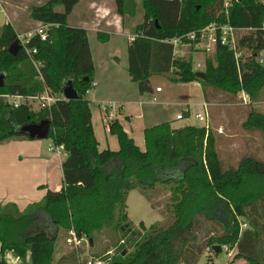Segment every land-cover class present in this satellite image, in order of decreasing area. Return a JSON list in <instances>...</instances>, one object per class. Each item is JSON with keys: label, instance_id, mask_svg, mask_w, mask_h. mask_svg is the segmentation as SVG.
<instances>
[{"label": "trees", "instance_id": "16d2710c", "mask_svg": "<svg viewBox=\"0 0 264 264\" xmlns=\"http://www.w3.org/2000/svg\"><path fill=\"white\" fill-rule=\"evenodd\" d=\"M77 1L46 0L28 7L31 19L49 25L43 40L31 34L24 43L35 49L30 55L22 47L10 54L7 46L17 40L16 33L8 22L0 28V93H36L44 86L59 92L64 78L77 92L75 98L57 97L42 108L24 102L0 104V142L28 138L17 125L47 118L46 136L64 150L58 189L46 188L40 199L21 209L12 201L0 204V264H10L3 257L5 250L20 257L27 254L29 264H77L72 249L52 260L58 233L72 230L91 243L93 234L105 226L119 230L111 242L114 251L106 254L103 264H194L202 247H212L214 241L232 242L234 256L245 264H264V160L245 155L235 166L225 167L215 145L216 132L202 124L171 126L160 121L145 126L144 147L139 148L116 117L108 118L106 125L117 147H97L85 97L94 71L86 33L66 22ZM112 1L119 16L133 14V0ZM140 4L141 20L132 26L126 44V72L139 93L151 91V75L170 73L171 82L197 80L205 102L206 87L230 98L238 89L256 97L264 85V65L257 58L264 48V0H230L225 7L223 0ZM211 22L244 32L236 34L234 50L216 42L198 76L191 70L190 56L176 55L164 40L181 36L188 42L185 33ZM96 37L101 42L107 38L98 32ZM234 51L239 53L236 58ZM33 61L40 63L37 70ZM241 125L264 131V114L249 107ZM163 185L169 187L170 200L158 209L162 218L132 227L125 211L127 191L136 188L151 206H158L151 196ZM238 216L248 219L242 229ZM204 219L215 221L220 231L201 243L196 232Z\"/></svg>", "mask_w": 264, "mask_h": 264}, {"label": "rangeland", "instance_id": "374dc122", "mask_svg": "<svg viewBox=\"0 0 264 264\" xmlns=\"http://www.w3.org/2000/svg\"><path fill=\"white\" fill-rule=\"evenodd\" d=\"M19 1L22 5L18 6L17 13L14 16L6 13L7 17H5L0 7V28L4 22H8L12 25L16 35L24 36L31 34L38 26H49L47 23L33 20L28 16L29 6L40 5L46 0ZM90 1L93 0H78L68 13L66 22L70 26L86 27L87 43L92 54L95 71L97 72L95 77L98 82L87 90L85 97L88 99L100 144L104 143L99 148L107 146L103 139V130L98 118L100 100L113 105V110L115 111L112 117L118 118L129 129V133L140 144L136 143L140 148L144 147L142 128L167 118L169 112L172 110L187 107V114H185L187 117L173 119V124L189 122L201 125L202 121L192 115V112L198 109L199 104L204 101L200 84L190 81L171 82L167 78L170 73L153 74L149 77L153 89L159 85L162 91L155 92L153 94L154 98H152V95L147 92L139 95L135 82L128 78L125 70L127 37L130 35L132 26L141 20L142 8L140 0H133L135 7L133 14L129 16H119L115 12L114 4L112 3L109 6L106 17L112 22L113 19H117L118 25L122 27L120 31L116 30L112 33H108L107 26H102V23H98L97 25L88 23L89 19L96 14L95 11L88 10ZM55 10L61 11V7L57 6ZM85 20L89 26L97 28L96 32L103 37H107V40L104 42L99 41L96 37V32L84 24L83 21ZM242 32L244 30L238 31L237 34ZM174 52L181 57L190 56L191 70L203 71L204 61L207 57H211L213 49L211 48L206 51L202 48H195L194 46L180 43L174 48ZM260 53L263 55L262 64L264 65V48ZM242 92L245 91L238 89L234 96L230 98L223 91L214 90L210 87H206L205 89L208 100L206 102L208 108L207 126L217 134L215 145L221 163L225 167L235 166L239 159L245 155L256 156L264 160V131L247 129L241 125L249 107H253L264 114V85L257 92L255 98H249L248 96V100L245 102L241 98ZM162 95H164L163 99L166 100L165 105L158 103V101L162 100ZM138 100H142V102L138 103ZM3 103H6L5 98L0 96V104L2 105ZM121 105L122 108H120ZM32 106L36 108L34 103H32ZM155 110H160L163 116L160 115V112L156 116H150ZM125 114L129 115V119L125 117ZM103 118L107 119L106 116H103ZM106 136V142L110 143L113 141L115 144L116 138L114 134L107 132ZM34 139H40L43 144L48 141L47 137ZM169 192L170 190L167 185L161 186L159 192L151 196V200L157 201L158 206H151L149 201L136 188L129 189L125 197V210L128 218L131 220L132 227L139 228V221L146 227L149 223L161 219L162 215L158 209L162 208L163 203L170 200ZM236 219L239 222L240 229L248 225L247 218L238 216ZM210 228L212 232H209ZM118 230L111 226H105L93 234L91 243L84 236L86 238L84 239L85 241L80 240L75 246L65 240L69 233L67 231H60L55 242L52 260L55 261L58 257H62L64 253L71 249L73 250V254L71 255H73L77 264L83 262L88 257H100L104 260L107 258L106 254L110 255L114 251L115 245L111 244V242L115 237H118ZM219 231V225L215 221L204 219L203 226L196 232V240L203 243V241L205 242V236L219 233ZM213 243L219 244L220 248L215 251L206 243V246L200 250L194 264H245L243 258L234 256L236 248L232 242L221 243L214 241ZM126 248L129 249L130 246L127 245ZM3 257L10 264H29L27 254L24 257H20L14 255L9 250H5Z\"/></svg>", "mask_w": 264, "mask_h": 264}, {"label": "crops", "instance_id": "0c3cea01", "mask_svg": "<svg viewBox=\"0 0 264 264\" xmlns=\"http://www.w3.org/2000/svg\"><path fill=\"white\" fill-rule=\"evenodd\" d=\"M112 3H113L112 0L90 1V6L88 10H93L96 12V14H94L93 17L89 19L88 23L89 24L92 23L93 25L102 23V26H107L106 29H108L107 31L108 33H112L116 30L120 31L122 27L118 25L117 19H113L112 22L110 21V19L106 17L108 14L107 10ZM19 5H22L19 0H0L1 11L3 12V15L5 17H7L6 13H8L11 16L16 15ZM83 22L84 24H86V26H88L89 29L94 30L95 32L97 31V28H92L91 26H89L86 20ZM81 27L85 29V33H86V27L85 26H81ZM130 38L131 35L127 37V41ZM89 52L94 68L92 81H94L93 86H95L98 82V80L95 77V75H97V72L95 71V66L93 63V58L90 49ZM125 70H126V65H125ZM190 82L198 83L197 81L194 80ZM159 91H162L161 87L159 90H155L153 89L152 86L151 91L147 93L151 94L152 98H154L153 94ZM141 94L143 93H139V95ZM163 97L164 95L161 96L162 100L158 101V103L165 105L166 100H164ZM137 102L138 103L142 102V100H138ZM99 104H100V109H99L98 118L101 122V128L103 130V136H104L103 139L108 147L115 148L117 141L115 142V144L113 141H111L110 143L106 142L107 141L106 133L108 132L106 120L114 115V111H115L113 110L114 107L112 109L108 107L103 109L102 104L108 105L107 103H104V100H100ZM120 108H122V105ZM180 110L182 109H175L170 111L167 118H164L161 121H167L172 126L189 123V122H184L179 124L172 123L173 119H176L174 117L175 113H177ZM159 112L160 110L159 111L155 110L153 111V113H151L150 116H156ZM101 115L106 116L107 119H104L103 116ZM160 115L163 116L161 112ZM125 117L129 119V115L125 114ZM183 117H187V115L184 114ZM90 121L93 129V133L97 139V147L99 148L104 143L100 144L91 111H90ZM121 125L123 129L131 136V134L129 133L130 132L129 129H127V127L124 126L122 123ZM195 125H200V124H195ZM131 137L133 138V135ZM47 138L48 141L45 144H43L40 139H31V138H11L6 141L0 142V204L7 201H12L18 207V209H21L27 203L34 202L40 199L46 188L58 189L61 186L60 163L64 157V150L61 145L53 144L50 137ZM134 142L140 145L135 140Z\"/></svg>", "mask_w": 264, "mask_h": 264}, {"label": "built area", "instance_id": "2783aa9c", "mask_svg": "<svg viewBox=\"0 0 264 264\" xmlns=\"http://www.w3.org/2000/svg\"><path fill=\"white\" fill-rule=\"evenodd\" d=\"M230 0H223L224 7L228 4ZM46 25L38 26L33 30L31 34H36L40 40H43L45 38V28ZM240 31V29L233 27L227 23L220 24L216 22H211L203 27H200L196 30L189 31L185 33V38H187L188 42H184L181 40L180 37H173L167 41L168 43H171L173 45V48L177 47L180 43H185L191 46H194L195 48H202L208 51L209 49L213 48V45L218 42L220 44L226 45L227 47L231 48L232 50L235 49V37L237 32ZM31 34H26L24 36L16 35V38L23 48L24 52L27 55H30L35 52L34 48L28 49L24 46V43L27 41L28 37ZM238 52L234 51V57L236 58L238 56ZM263 55L259 52L257 54V58L260 62H262ZM33 65L35 69H38V66L40 63L38 61H33ZM39 74V73H38ZM40 75V74H39ZM91 86L94 84V81L90 82ZM155 90H159L160 86H155ZM0 96L5 98L6 103H9L13 106L19 104L20 102L24 103H34L36 108H42V107H48L57 97L63 98V95L61 91L59 92L53 91L50 88L43 87L41 91L36 93H28V94H22V93H0ZM242 101L245 102L248 100V95L246 92H242L241 95ZM113 108L112 104H102V108ZM183 109L187 110V107H184ZM192 115L197 118L198 120L202 121V125L207 126L208 123V111H207V105L206 102L202 101L199 104V108L195 109L192 112ZM174 117L176 119H180L183 117L182 111H178L175 113ZM69 235L65 238L67 242H71L74 246L77 245L80 240L86 239L84 236L76 237L72 230L68 231ZM85 241V240H84ZM103 259L100 257H88L84 259L83 262L79 264H103Z\"/></svg>", "mask_w": 264, "mask_h": 264}, {"label": "water", "instance_id": "95a60500", "mask_svg": "<svg viewBox=\"0 0 264 264\" xmlns=\"http://www.w3.org/2000/svg\"><path fill=\"white\" fill-rule=\"evenodd\" d=\"M21 45L18 40H13L7 46V51L14 55ZM196 75L202 76V71H194ZM4 72L0 71V86L3 84ZM60 91L63 95V98H75L77 96L76 90L73 88L69 78H64L60 83ZM49 127V120L47 118H41L38 121H30L17 125V129L24 132L28 138H43L46 137ZM90 240V239H89ZM219 248L218 244L212 246L213 250Z\"/></svg>", "mask_w": 264, "mask_h": 264}, {"label": "bare ground", "instance_id": "6f19581e", "mask_svg": "<svg viewBox=\"0 0 264 264\" xmlns=\"http://www.w3.org/2000/svg\"><path fill=\"white\" fill-rule=\"evenodd\" d=\"M14 258V257H13ZM9 259V258H8Z\"/></svg>", "mask_w": 264, "mask_h": 264}]
</instances>
